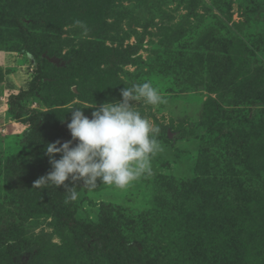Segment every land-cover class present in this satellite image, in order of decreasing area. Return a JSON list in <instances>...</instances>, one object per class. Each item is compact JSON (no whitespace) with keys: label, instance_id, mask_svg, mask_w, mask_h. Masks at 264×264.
<instances>
[{"label":"rangeland","instance_id":"374dc122","mask_svg":"<svg viewBox=\"0 0 264 264\" xmlns=\"http://www.w3.org/2000/svg\"><path fill=\"white\" fill-rule=\"evenodd\" d=\"M188 1L0 0V9L25 20L29 43L40 53L41 87L21 103L44 112V137L70 132L73 107H85L84 114L91 118L94 104L120 101L122 89L135 84L151 83L167 101L157 106L132 102L160 129L157 138L164 150L153 158L152 174L125 190L99 180L96 188L83 183L77 199L69 202L76 217L95 222L101 209L107 210L120 233L158 264H239L234 229L218 213L217 174H230L231 167L239 171L242 165L236 157L237 142L209 152L217 137L207 127L216 118L217 103L210 99L217 94L206 90L214 77L205 76L204 55L229 49L219 39L255 45L259 50L251 69L243 67L258 70V80L247 84L248 94L264 91V0H199L192 10ZM128 53L139 56L138 63L124 65ZM36 66L19 31L0 21V264H125L74 240L45 209L41 191L18 185L32 171L28 160L51 167L49 158L30 157L28 124L15 118L8 104L11 94L29 87ZM235 77L223 75L230 90L240 81ZM232 95L222 103L230 104ZM258 101L244 107L253 114V129L264 114V101ZM253 132L243 131V136ZM226 149L236 156L226 155ZM259 156L250 166L264 177ZM207 169L213 183L200 185L196 180L201 182L206 177L201 172ZM241 171L236 183L246 190L257 188L252 172ZM48 172L30 174L40 178ZM241 257L242 264H252L251 247Z\"/></svg>","mask_w":264,"mask_h":264},{"label":"trees","instance_id":"16d2710c","mask_svg":"<svg viewBox=\"0 0 264 264\" xmlns=\"http://www.w3.org/2000/svg\"><path fill=\"white\" fill-rule=\"evenodd\" d=\"M198 2L199 0H189L187 4L189 6L193 4V6L190 7L192 10L197 6ZM0 21L8 22L19 31L23 48L37 63L36 74L30 81L29 87L19 91L17 94H11L8 104L14 117L24 120V122L28 124V133L25 139L26 145L30 151V157L34 159L49 158L48 155H46V146L56 141H60L61 143L70 141L72 140L71 134L68 130H64L56 136L44 137L42 135L45 126L44 112L22 105L21 102L23 100L32 97L41 87L44 76L40 64V53L32 48L29 43V33L26 29L24 19L15 13L0 9ZM217 41H219L220 44L222 43L223 47L229 49L221 53L216 50H210L204 55V63L206 65L205 76L214 77L211 80V84L206 87V90L209 91L211 89L217 94L216 99H210L211 103H217L216 118L210 120L207 123V127L210 126L212 132L216 134L217 137H214L212 142H210V144L215 146L213 151L209 150V152L214 153L217 152V150L221 151L224 148L222 146L223 143H226L225 146H232L229 144L231 141L237 142L235 146L239 152V156H236L233 151H228V149H226V151H228L226 155L229 154L230 156L238 157L242 165L239 171H237V168L231 167L230 174H226V172L217 174L219 189L218 213L226 216L227 218L224 220L234 229L236 238L235 243L238 246H236V251L238 252L236 257L237 262H239V264L244 262L243 257H238L243 256L246 248L248 249V247H251L252 264H258V262H261V259L264 261V177L260 174L257 175L256 170L251 167L250 164L257 155H260L259 157H261L262 162H264V114L260 119L256 120V125L253 129L250 124L251 121H254L252 120L253 114H249V109L247 108L246 110L244 107H247L254 101H264V91L261 89L257 91V89H255V93L254 90L250 91L253 96L248 94L250 85L247 84H254V82L258 80V70L252 68L253 70L247 71L243 67L248 65L249 69H251L250 63L254 62L253 59L256 58V51L259 49L255 47V45L244 43L241 40L239 44H237L239 40L237 42L224 39H219ZM133 55L132 53H128L124 56L123 64L138 63L139 56L132 57ZM250 58L252 59L251 61H249ZM99 62L102 63L100 60ZM227 68H229L230 72L226 71L228 70ZM219 72L223 73L218 75ZM224 73L236 76V80L240 78V81L232 84L231 90L224 82ZM231 91H233V95L230 104L222 103V101H224L223 98ZM228 105L230 109H227ZM255 115L258 116L259 114ZM247 118L249 122L245 123ZM243 131L248 132V134L254 131L249 135L250 137H248L252 139L251 144L248 138H245V135L243 136ZM75 143H77V141H73V146H75ZM253 143L257 144L254 148L252 147ZM250 149L253 150L252 153ZM54 155L56 159H59L61 154L57 153ZM222 155L225 156V154ZM27 166H29L32 171L27 173L26 176L20 180L18 185L27 184L41 191L46 198L45 209L52 212L54 219L60 225H64L69 229L74 240L83 244L89 250L96 249L103 252L108 258H116L125 264H158L154 258L144 253L138 243L136 244L134 241H128L120 233L119 228L111 222V217L107 210L101 209V214L97 221H86L76 217L74 210L71 209L69 205V202L73 200L70 199V194L66 192L63 187L44 188L43 186H34V182L39 179V177L30 173L33 171L37 173L38 170L51 171V167L47 169V165H45L44 162L34 164L30 160L27 161ZM212 167L214 168L215 166L213 165ZM213 168L211 169L214 170ZM243 168H247L252 172L251 177L258 179L256 180L258 182L255 183L257 188L253 189V187H251V189L246 190L239 181L236 183V177L238 178L239 176L240 178ZM201 173L206 177H201V182L197 179V183L200 185L201 183L204 185L206 182L213 183L210 169L204 170ZM229 177L233 178L228 179ZM65 183L69 184L70 187H77L76 191L79 194L84 182L83 180H79L76 182L66 181ZM231 184L236 188L231 187ZM259 258L260 260H257ZM230 262L231 261H228L229 264Z\"/></svg>","mask_w":264,"mask_h":264},{"label":"clouds","instance_id":"9594fccd","mask_svg":"<svg viewBox=\"0 0 264 264\" xmlns=\"http://www.w3.org/2000/svg\"><path fill=\"white\" fill-rule=\"evenodd\" d=\"M79 23V22H77ZM122 100L104 103L91 118L85 107H73L67 124L72 140L46 146L51 171L34 182L44 188L63 187L70 199H77L75 186L66 181L83 180L84 186H114L125 190L153 172L152 160L164 149L158 140L159 126L137 111V104L157 106L166 99L151 83L144 82L121 91ZM73 141H77L73 146ZM59 145V146H58ZM61 154L59 159L54 154Z\"/></svg>","mask_w":264,"mask_h":264}]
</instances>
